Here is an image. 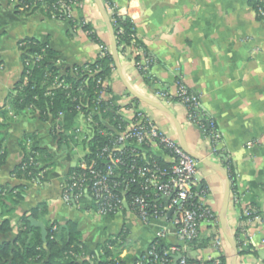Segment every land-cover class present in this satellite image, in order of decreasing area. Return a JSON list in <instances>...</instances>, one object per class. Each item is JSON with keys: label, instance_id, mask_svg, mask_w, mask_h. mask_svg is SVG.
I'll return each mask as SVG.
<instances>
[{"label": "crops", "instance_id": "1", "mask_svg": "<svg viewBox=\"0 0 264 264\" xmlns=\"http://www.w3.org/2000/svg\"><path fill=\"white\" fill-rule=\"evenodd\" d=\"M250 1L112 0L118 15L132 21L140 46L153 58L148 75L155 84L150 86L143 79L128 54L117 53L118 68L115 67L103 98L120 121L130 123L134 109L139 110L197 160L196 178L199 188L204 189L202 200L213 220L203 221L199 227V238H209L208 244L187 250L188 257L195 260L209 256L222 259L224 264H264V20L258 18ZM73 17V21H61L41 11L21 13L8 0H0V106L21 78L20 40L33 38L46 43L63 71L93 60L101 45L110 48L108 27L93 0H83ZM85 24L96 32L99 42L88 36L83 29ZM177 81L200 98L205 116L214 121L220 135L218 153L213 152L205 132L187 120L182 103L157 96L156 92L163 90L173 94ZM102 121L115 129L105 118ZM84 132L91 135L88 129ZM25 134H35L33 143L51 155L52 166L42 180L12 174L23 159L20 141ZM2 141L7 156L0 166V187L23 188L13 207L12 230L0 235V242L13 241L18 218L40 202L47 204L43 216L46 221H56L64 228L67 223L75 226L86 247L87 260L99 257L105 239L122 231L127 235L112 249V254L134 259L151 244L156 231L165 227L161 220L143 223L128 209L113 217L98 216L89 202L82 208L64 203L60 197L62 182L85 149L82 145L59 146L52 137L50 120L41 121L37 114L28 112L14 117L3 131ZM248 143L253 146L247 148ZM128 146L165 164L173 161L156 144ZM210 163L219 165L227 174L230 164L235 175L236 200L230 193L226 224L237 247L236 258L220 227L224 178ZM161 199L166 202L164 197ZM252 206L258 209L260 219L249 222L242 211ZM217 238L219 245L215 244ZM164 240L183 246L173 235Z\"/></svg>", "mask_w": 264, "mask_h": 264}, {"label": "trees", "instance_id": "2", "mask_svg": "<svg viewBox=\"0 0 264 264\" xmlns=\"http://www.w3.org/2000/svg\"><path fill=\"white\" fill-rule=\"evenodd\" d=\"M21 1L23 4L35 5L34 10L39 9L41 5L37 0ZM53 1L55 0H47L48 4ZM250 4L255 11L257 5L264 9V0L263 2L251 0ZM103 7L105 8V6ZM14 9L18 11L16 7ZM258 18L264 20V17L258 16ZM109 19L114 30L118 53H124L125 47H130L133 44L140 45L138 39L134 37L136 35L134 24L128 17L114 14L110 15ZM83 29L93 41L99 42L96 32L90 25L85 24ZM18 47L22 52L21 78L8 94L6 103L0 106V166L4 164L7 156L6 145L2 141L3 131L13 122L14 117L26 115L27 112L31 115L37 114L41 121L50 120L52 137L59 146L69 148L70 145H82L86 151L84 159L87 161L94 160L98 168H103L106 164L112 163L113 157L110 156L115 154L125 164H128L131 159H135L137 164L142 166L153 163L159 167L168 165L153 155L144 154L130 147L117 152L110 151L103 159L97 157L101 149L105 146L111 147L116 138V133L105 126L102 117L108 120L116 130H120L118 129L119 126L126 124L112 114L107 108L106 102L100 104V113H92V123H87L91 130L90 137L87 140L74 139V132L78 127L77 118L81 114L85 118L90 113L88 107L92 106V102L98 95L97 80L108 78L110 81L115 70L110 50L106 51L103 56H96L87 63L74 65L72 68L63 71L56 63L55 52L46 43H41L33 38H25L18 42ZM144 51L146 52L145 49ZM131 58L134 62L139 60V56ZM84 67L92 70V74L84 73ZM74 69L76 70L74 71ZM140 74L150 86L155 84V80L148 73L140 72ZM55 77L64 80L69 88H52ZM108 87L109 85L105 91H108ZM7 105L9 106L8 109L6 108ZM79 106L80 111L78 110ZM60 114L62 115L59 116ZM56 126L59 128L56 129ZM35 138V134H25L21 139L20 146L24 155L22 161L12 171L14 176H22L27 180H42L51 168V155L33 143ZM36 155H38V161L41 163L40 167L29 165L30 158H34ZM68 170L72 171L74 168ZM115 170L124 174L125 165H118ZM228 177L230 193L234 195L236 193V180L230 164ZM22 188L21 186L10 188L7 185L0 187V235L12 230L13 207L21 197L19 190ZM116 190L123 194L122 196L127 202H129L132 194L142 193L138 182L130 184L127 189L121 185ZM148 192L153 198V190L150 189ZM80 202V208H82L88 200L83 198ZM251 208L258 210L253 206ZM46 212V202H40L18 218L15 239L0 242V264H106V259L113 255L112 249L116 245H120V239H124L127 235L126 232L122 231L117 236L106 238L102 244L99 257L78 261L74 254L86 253V247L80 240V235L75 226L67 223L66 228H64L61 223L56 221H46L43 218ZM257 213L259 214V211ZM109 216L113 217L114 215ZM29 218L42 221L47 232L45 241L42 240L40 229L31 226ZM208 241L209 238L202 239L198 236L187 241L185 245L187 250L199 249L204 248ZM162 244L164 246L170 245L165 240L162 241ZM188 260L193 261L194 259L188 258ZM219 260L221 264H224L222 259Z\"/></svg>", "mask_w": 264, "mask_h": 264}, {"label": "built area", "instance_id": "3", "mask_svg": "<svg viewBox=\"0 0 264 264\" xmlns=\"http://www.w3.org/2000/svg\"><path fill=\"white\" fill-rule=\"evenodd\" d=\"M11 5L17 8L21 13L31 11H41L48 14L49 18L61 21H73V12L83 0H55L48 4L47 0H37L41 3L40 8L34 10L35 5L23 4L21 0H8ZM263 2V0H258ZM105 6V10L110 15H118L116 7L112 0H100ZM256 11L260 17H264V9L257 5ZM120 16V15H118ZM133 37V36H132ZM134 37L137 38L136 35ZM125 52L130 57L139 56L137 62L133 64L140 73H148L149 68L154 63L150 55L144 51L139 44L125 47ZM105 45L100 46L97 56H103L109 51ZM38 59V58H37ZM57 63V60H56ZM58 64V63H57ZM76 69H74L75 71ZM84 73L92 74V70L84 67ZM109 79H98V95L88 107L90 113L84 118L86 123H92V113H100V104L105 102L103 95L106 93L105 88L109 85ZM177 88L173 94L167 91L156 92L157 96L165 98L166 101H179L187 110V120L205 132L210 140L212 150L215 153L220 149V135L216 130L214 121L205 116L200 98L191 92H188L180 81H177ZM68 89L69 85L64 80L55 77L52 82V88ZM81 106V104H80ZM80 106L78 110L80 111ZM135 108V107H134ZM135 113L130 123L119 126L116 130V138L111 147L105 146L98 153L97 157L103 159L110 151H121L128 145L138 144L149 147L153 144L160 146L164 151L169 153L173 161L166 167H159L155 163L151 165H138L135 159H131L125 164L116 154L110 164L103 168H98L95 161H87L84 155L79 157L76 163L67 170L66 176L61 185V200L71 206L80 207V201L86 198L92 204L98 216L117 215L125 209L135 215V217L147 223L150 220H161L165 222V227L155 233L151 244L137 257L127 260L120 255H112L106 259V264H221L218 258L206 257L193 261L188 260L186 242L199 236L200 223L203 221L213 220L209 209L205 206L202 195L204 193L199 188L196 178L197 160L188 152L183 150L181 145L166 135H164L151 121L146 118L139 110L134 109ZM60 114L59 116H61ZM59 127L56 126V129ZM85 132L80 127H76L74 139L87 140ZM253 146L248 143L247 148ZM135 149V148H133ZM29 165L41 166L38 161V155L30 158ZM125 165V173L116 171L115 167ZM141 186L142 193L132 194L129 202L118 193L116 188L123 186L127 189L130 184L136 183ZM153 190V198L148 192ZM165 198L163 203L161 198ZM236 200V196L234 195ZM125 205L127 208H125ZM258 210L246 207L242 211L243 217L249 221L260 219ZM168 213H170L168 215ZM173 235L182 243V247L176 245L164 246L162 241L168 236ZM219 238L215 239V244L219 245ZM79 261L87 258L85 252L74 254Z\"/></svg>", "mask_w": 264, "mask_h": 264}, {"label": "water", "instance_id": "4", "mask_svg": "<svg viewBox=\"0 0 264 264\" xmlns=\"http://www.w3.org/2000/svg\"><path fill=\"white\" fill-rule=\"evenodd\" d=\"M93 1L95 2V4H96V6H97V8H98V10H99V12H100L103 20L105 21V23H106V25L108 27V30H109V33H110V37H111L110 52H111L112 58L114 60V65H115L116 68H118V63H117V53H118L117 52V45H116V41H115L114 30H113V27H112V25L110 23L109 16H108L105 8L101 4L100 0H93ZM132 93L138 99H140V100H142L144 102H147V103H150L151 105H153L147 99H145V98L137 95L134 92H132ZM105 126L108 129H111L114 132H116L115 129L111 128L108 124L105 123ZM210 166L213 167V169L216 172L220 173L222 175V177L224 178V182H225V194H224V199H223L222 208H221L220 227H221L222 232L224 233V235L226 236V238L228 239V241L231 244L232 251H233V258H236V256H237V247H236L235 241H234V239H233L230 231L228 230L227 224H226L227 207H228L229 198H230V181H229V177H228L227 172L222 167H220L219 165H216L214 163H210ZM125 208H127L126 205H125ZM169 214L170 213H168V215ZM29 221H30L31 226H34V227H37V228L40 229V233H41V236H42V240L45 241L47 232H46V229H45V226L43 225V223L42 222H39V221H36L33 218H29Z\"/></svg>", "mask_w": 264, "mask_h": 264}, {"label": "rangeland", "instance_id": "5", "mask_svg": "<svg viewBox=\"0 0 264 264\" xmlns=\"http://www.w3.org/2000/svg\"><path fill=\"white\" fill-rule=\"evenodd\" d=\"M77 121H78V125L81 128V130L87 131V129H88V132L91 134V130L88 127L89 124H87L86 122H84L81 117H79Z\"/></svg>", "mask_w": 264, "mask_h": 264}]
</instances>
